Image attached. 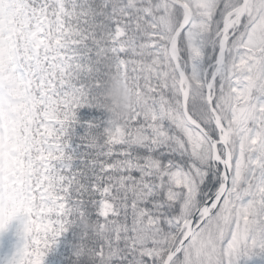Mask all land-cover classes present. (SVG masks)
Returning <instances> with one entry per match:
<instances>
[{
    "label": "snow or ice",
    "instance_id": "obj_1",
    "mask_svg": "<svg viewBox=\"0 0 264 264\" xmlns=\"http://www.w3.org/2000/svg\"><path fill=\"white\" fill-rule=\"evenodd\" d=\"M69 230L72 264L264 256V0H0V264Z\"/></svg>",
    "mask_w": 264,
    "mask_h": 264
},
{
    "label": "clouds",
    "instance_id": "obj_2",
    "mask_svg": "<svg viewBox=\"0 0 264 264\" xmlns=\"http://www.w3.org/2000/svg\"><path fill=\"white\" fill-rule=\"evenodd\" d=\"M105 95L108 101L110 118L113 120L119 115L126 114L134 102L128 87L122 80L115 77L108 82Z\"/></svg>",
    "mask_w": 264,
    "mask_h": 264
},
{
    "label": "rangeland",
    "instance_id": "obj_3",
    "mask_svg": "<svg viewBox=\"0 0 264 264\" xmlns=\"http://www.w3.org/2000/svg\"><path fill=\"white\" fill-rule=\"evenodd\" d=\"M64 241H65V235L58 238L57 245L55 246V250L52 252L51 256L46 261L47 264H53V256L58 252L62 260L64 261ZM15 242L14 235L10 232L3 238V248H0V252L7 251L11 248V246ZM240 264H264V256H253L246 260H242Z\"/></svg>",
    "mask_w": 264,
    "mask_h": 264
},
{
    "label": "trees",
    "instance_id": "obj_4",
    "mask_svg": "<svg viewBox=\"0 0 264 264\" xmlns=\"http://www.w3.org/2000/svg\"><path fill=\"white\" fill-rule=\"evenodd\" d=\"M73 232H74V230H69V232L66 233L64 264H72V251H73V245L75 243V237H74ZM50 254H51V252L45 258V264H46L48 257L50 256Z\"/></svg>",
    "mask_w": 264,
    "mask_h": 264
}]
</instances>
